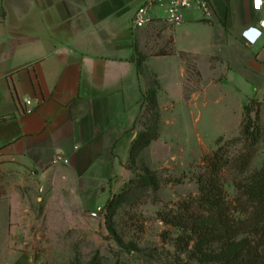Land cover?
Returning a JSON list of instances; mask_svg holds the SVG:
<instances>
[{"label":"crops","instance_id":"0c3cea01","mask_svg":"<svg viewBox=\"0 0 264 264\" xmlns=\"http://www.w3.org/2000/svg\"><path fill=\"white\" fill-rule=\"evenodd\" d=\"M141 1L0 0V174L10 176L0 235L29 229L25 206L34 200L46 211L73 203L97 215L128 156L148 80L162 87L164 65L174 63L181 87L188 72L181 53L264 96V4L256 11L252 0H208L209 19L187 10L172 26L155 7L150 15L171 28L175 54L148 55L140 65L149 25L133 27L132 16ZM9 238L3 250H13Z\"/></svg>","mask_w":264,"mask_h":264},{"label":"rangeland","instance_id":"374dc122","mask_svg":"<svg viewBox=\"0 0 264 264\" xmlns=\"http://www.w3.org/2000/svg\"><path fill=\"white\" fill-rule=\"evenodd\" d=\"M170 32L145 42L144 50L137 52L140 65ZM188 59L181 85L184 99L176 84V64L164 65L170 74L163 78L162 87L150 78L149 99L128 134V156L110 177L108 199L97 216H86L73 203L62 204L57 211H46L36 200L29 206L26 203L32 209L25 220L29 229L9 236L13 250L0 247V264H180L179 258L186 256L175 247L179 230L165 225L158 212L198 195L196 175L203 158L219 146L230 158L221 173L224 192L236 206L239 192L235 184L264 167V135L254 145L242 135L244 107L252 99L261 103L264 130V96L249 95L232 75L225 81L223 74L209 73L203 59ZM155 134L158 138L152 139ZM115 178L118 181L113 186ZM9 179L7 173L0 174V199L7 194ZM9 237L0 235V246L10 243Z\"/></svg>","mask_w":264,"mask_h":264},{"label":"trees","instance_id":"16d2710c","mask_svg":"<svg viewBox=\"0 0 264 264\" xmlns=\"http://www.w3.org/2000/svg\"><path fill=\"white\" fill-rule=\"evenodd\" d=\"M166 29L171 30L160 20H154L148 26L145 42ZM172 54H175V50L170 34L149 55ZM180 56L186 63L190 57L186 53ZM147 84L143 104L149 99L150 80ZM244 109L246 123L242 135L247 136L250 144L254 145L264 135L260 124L261 103L252 99ZM253 111L252 117L250 114ZM157 138L155 134L152 139ZM203 161L202 169L196 175L198 195L180 201L175 208L158 212L165 225L179 230L175 247L186 256L185 260L179 258V263L264 264V167L235 184L239 198L236 206H233L226 199L221 175L230 163L229 156L219 146Z\"/></svg>","mask_w":264,"mask_h":264},{"label":"built area","instance_id":"2783aa9c","mask_svg":"<svg viewBox=\"0 0 264 264\" xmlns=\"http://www.w3.org/2000/svg\"><path fill=\"white\" fill-rule=\"evenodd\" d=\"M264 0H252L253 9L259 11L261 9ZM155 7H162L165 9V16L163 20L168 25H176L182 22L183 13L187 10H196L201 13L204 19H209L212 15V8L208 0H142L141 3L135 9L132 16V25L135 28L148 26L154 19L150 13ZM259 27L264 28V20L259 21ZM25 105H30L31 100L25 99ZM27 112L29 109L26 110ZM63 163H67L68 160L62 159ZM35 264H43L41 261H37Z\"/></svg>","mask_w":264,"mask_h":264},{"label":"water","instance_id":"95a60500","mask_svg":"<svg viewBox=\"0 0 264 264\" xmlns=\"http://www.w3.org/2000/svg\"><path fill=\"white\" fill-rule=\"evenodd\" d=\"M117 181H118V178L113 179V182H112L113 186H114V184H115ZM95 216H97V215H95Z\"/></svg>","mask_w":264,"mask_h":264},{"label":"snow or ice","instance_id":"6c2138e0","mask_svg":"<svg viewBox=\"0 0 264 264\" xmlns=\"http://www.w3.org/2000/svg\"><path fill=\"white\" fill-rule=\"evenodd\" d=\"M257 3H259V0H257Z\"/></svg>","mask_w":264,"mask_h":264}]
</instances>
